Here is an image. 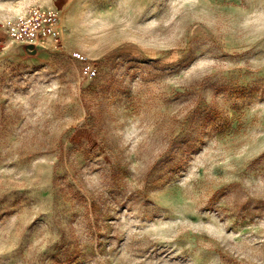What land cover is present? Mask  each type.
Listing matches in <instances>:
<instances>
[{"label": "rangeland", "instance_id": "obj_1", "mask_svg": "<svg viewBox=\"0 0 264 264\" xmlns=\"http://www.w3.org/2000/svg\"><path fill=\"white\" fill-rule=\"evenodd\" d=\"M51 1L0 46V264H264V0Z\"/></svg>", "mask_w": 264, "mask_h": 264}, {"label": "built area", "instance_id": "obj_2", "mask_svg": "<svg viewBox=\"0 0 264 264\" xmlns=\"http://www.w3.org/2000/svg\"><path fill=\"white\" fill-rule=\"evenodd\" d=\"M5 38H0V46L7 39L16 41L25 47L31 45L35 51L39 45L61 40L62 28L57 13L49 7L28 4L19 13L9 16L0 23Z\"/></svg>", "mask_w": 264, "mask_h": 264}, {"label": "crops", "instance_id": "obj_3", "mask_svg": "<svg viewBox=\"0 0 264 264\" xmlns=\"http://www.w3.org/2000/svg\"><path fill=\"white\" fill-rule=\"evenodd\" d=\"M26 2L27 3L29 2L30 4L31 3H33V4H39V5H42V6H45L44 4H46V7H52V4H53V2L51 0H25V3ZM50 3H51V6H50ZM19 6L22 7L23 4L22 5H19Z\"/></svg>", "mask_w": 264, "mask_h": 264}, {"label": "water", "instance_id": "obj_4", "mask_svg": "<svg viewBox=\"0 0 264 264\" xmlns=\"http://www.w3.org/2000/svg\"><path fill=\"white\" fill-rule=\"evenodd\" d=\"M26 49H27L28 51L32 52V53H35V52H36L35 49H34L31 45H28V46L26 47Z\"/></svg>", "mask_w": 264, "mask_h": 264}]
</instances>
